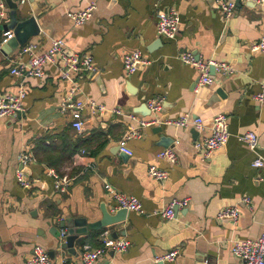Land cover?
Listing matches in <instances>:
<instances>
[{"label":"crops","instance_id":"0c3cea01","mask_svg":"<svg viewBox=\"0 0 264 264\" xmlns=\"http://www.w3.org/2000/svg\"><path fill=\"white\" fill-rule=\"evenodd\" d=\"M11 1L19 21L36 19L40 34L30 41L41 49L62 39L70 51L93 57L97 71L80 74L78 81L83 98L106 110L98 115L86 110L84 131L74 129L70 116L60 112L70 84L58 65L49 64L44 78L28 79L25 112L0 119V264H28L36 245L53 254L54 261L83 264V246H101L106 233L109 238L117 233V239L126 238L131 246L125 253L109 251L99 264H243L231 252L233 241L257 239L264 228V169L253 166L258 156L264 158V106L255 101L264 83V53L251 49L264 37V8L241 4L226 20L213 0H98L93 17L76 25L69 14L94 0ZM169 9L181 19L174 39L157 31L159 13ZM11 11L7 0H0V25L11 21ZM133 51L153 63L128 76L123 57ZM17 52L0 51V94L18 92L19 79L10 74ZM184 52L228 65L234 73H215V82L197 92L200 72L178 59ZM157 98L165 99L163 122L190 115L210 126L217 114H225L228 143L205 160L194 148L202 137L194 126L141 127L139 121L153 114L138 111ZM132 130L142 136L127 141L133 153L128 155L120 142ZM249 132L259 136L255 152L239 139ZM163 138L171 141L169 147L163 146ZM170 147L177 164L157 157ZM25 150L35 158L25 172L41 180L31 189L22 188L15 177ZM152 165L168 171L169 178L153 180L148 173ZM52 171L72 179L66 193L55 191L48 174ZM106 184L139 198L145 212H128L125 221L89 230L73 249H63L64 222L83 218L93 223L102 218V207L117 213ZM175 199L190 202L175 219L162 218L160 212ZM235 206L241 210L237 224L218 219L222 209ZM175 249L179 254L174 261H156Z\"/></svg>","mask_w":264,"mask_h":264},{"label":"built area","instance_id":"2783aa9c","mask_svg":"<svg viewBox=\"0 0 264 264\" xmlns=\"http://www.w3.org/2000/svg\"><path fill=\"white\" fill-rule=\"evenodd\" d=\"M30 0H20L21 4H26ZM97 1L91 2L84 10L70 13L69 16L73 19L76 25H83L88 22L97 9ZM238 1V0H237ZM240 2H256L257 5L264 8V0H239ZM219 5V10L226 20L233 17L236 9V0H216ZM180 16L174 9L162 11L158 15L157 31L160 36L168 39H174L180 29ZM13 37L12 31H6L0 35V51L4 45ZM251 49L254 52L264 53V37L255 42ZM184 64L193 66L199 72L196 91L198 92L205 86H210L215 82L214 76L211 74V67L214 66L216 73L225 75L234 73V69L216 61H202L197 59L191 52L181 53L178 57ZM10 74L19 79L18 92L16 94H0V119L11 116H17L25 112V99L28 95L27 81L30 78H44L46 75L45 67L49 64L58 65L61 72V77L64 81L70 84L68 94L63 98L60 105V112L67 114L71 118V125L79 133L84 131V112L90 110L92 114L98 115L103 113L106 108L99 105L92 99L83 98L84 92L79 84L78 77L85 72L94 73L97 68L94 59L87 53H76L70 51L66 47V43L62 39H52L50 46L46 49H41L37 42H27L20 47L17 52V57L12 60ZM153 61L143 55L141 51H133L127 53L123 57V66L128 76L134 75L141 67L149 66ZM255 101L264 106V83L261 85L259 93L255 96ZM164 98L152 99L147 102V106L153 114V118L149 120L139 121L141 127H151L153 125H173L176 127L194 126L202 137L196 140L194 148L203 159L209 160L214 152L225 147L230 138V130L228 118L225 114H217L210 126H207L201 118H191L190 115H184L174 120H160L164 110ZM114 113L120 114L118 109L113 110ZM208 131V133H205ZM141 133L132 130L125 135L120 142V148L128 155H132V151L127 149V141L132 138H140ZM241 141L249 146V149L255 152L259 145V136L254 132H249L239 137ZM157 157L162 160H167L171 164H177L178 155L174 148H165L161 150ZM35 162L34 155L30 150H25L19 155L20 168L15 172V177L18 184L25 189H31L35 185L41 183L40 178L29 177L25 172L24 167H28ZM255 168L264 169V158L258 156L254 162ZM93 171L95 167L89 165ZM1 169V163H0ZM149 176L158 182H165L169 178L168 171L152 165L149 168ZM54 179V189L59 193H66L72 184V179L69 176H61L54 171L48 173ZM264 181V175L260 177ZM1 185V181H0ZM106 189L111 193L114 207L113 212L125 209L127 212L144 213L143 204L139 198L129 196L115 190L111 185L106 184ZM249 200L246 199V202ZM189 199H175L169 206L160 212L162 218L173 220L176 217L175 209H183L189 205ZM241 210L239 207H226L222 209L217 217L219 220H231L235 224L238 223ZM60 221H63L60 220ZM68 236L66 229L61 232V241H65ZM131 246L130 240L126 238L111 239L108 234H104L101 246L93 248L86 244L81 251V261L83 264H99L101 257L109 251L115 253H125ZM232 254L239 259L243 264H264V228L257 239L236 240L231 245ZM179 254V250L175 249L159 258L157 262L165 263L174 261ZM28 264H63V261H54L50 258L48 252L41 245H36L33 254L27 259Z\"/></svg>","mask_w":264,"mask_h":264},{"label":"water","instance_id":"95a60500","mask_svg":"<svg viewBox=\"0 0 264 264\" xmlns=\"http://www.w3.org/2000/svg\"><path fill=\"white\" fill-rule=\"evenodd\" d=\"M9 7L12 9L11 11V21L8 24L0 25V31H12L13 37L8 41L7 44L4 45L3 49L7 53H11L14 50L19 49L23 45H25L28 41H30L33 37H36L40 34V28L37 24V21L34 17H30L26 20L19 21L16 17V3H13L11 0H7ZM214 6L219 9V5L216 0H213ZM241 4L246 5L248 7H256V2H240L237 1V8L241 6ZM196 58L199 59L198 55ZM216 70L215 67H211V74L215 75ZM138 113L142 115H150L151 111L148 108L147 104H144L143 107L140 108ZM161 131V128H158ZM198 135V132H194ZM163 146L169 147L171 141L169 139L163 138L162 140ZM128 155L124 154L123 157H127ZM102 218L93 223H88L87 219L78 218V219H69L67 223L62 224V228H68V236L66 238V242L61 245L63 249H73L75 242L81 235L86 234L89 230L101 231L104 228L109 226H113L117 223L125 221L127 216V210L122 209L117 211L116 214H111L105 207L101 208ZM176 214L178 208L175 209ZM119 235L117 233H112L111 238L117 239ZM113 253V251H112ZM53 258V254H50Z\"/></svg>","mask_w":264,"mask_h":264}]
</instances>
